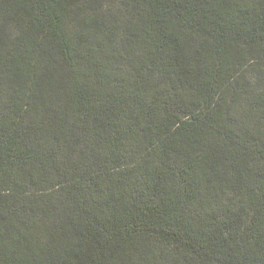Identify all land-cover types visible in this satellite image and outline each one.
I'll list each match as a JSON object with an SVG mask.
<instances>
[{
    "label": "trees",
    "instance_id": "1",
    "mask_svg": "<svg viewBox=\"0 0 264 264\" xmlns=\"http://www.w3.org/2000/svg\"><path fill=\"white\" fill-rule=\"evenodd\" d=\"M0 264H264V0H0Z\"/></svg>",
    "mask_w": 264,
    "mask_h": 264
}]
</instances>
